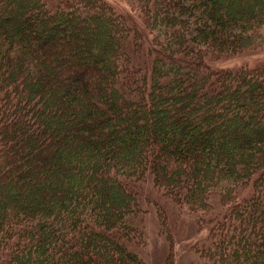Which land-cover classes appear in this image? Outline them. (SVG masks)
Returning a JSON list of instances; mask_svg holds the SVG:
<instances>
[{
    "label": "trees",
    "instance_id": "trees-1",
    "mask_svg": "<svg viewBox=\"0 0 264 264\" xmlns=\"http://www.w3.org/2000/svg\"><path fill=\"white\" fill-rule=\"evenodd\" d=\"M128 2L145 31L105 0H0V264H148L146 182L162 225L206 229L203 264H264V63L206 60L264 49V0Z\"/></svg>",
    "mask_w": 264,
    "mask_h": 264
},
{
    "label": "rangeland",
    "instance_id": "rangeland-1",
    "mask_svg": "<svg viewBox=\"0 0 264 264\" xmlns=\"http://www.w3.org/2000/svg\"><path fill=\"white\" fill-rule=\"evenodd\" d=\"M117 11L125 14L131 22L144 29V24L138 14L132 9L128 0H105ZM206 60L212 69H235L241 66H257L264 63V49L247 51L240 55H209ZM140 192L147 205V212L143 223V242L137 247L138 254L148 264H168V257L174 264H203L204 260L193 248V244L201 240L206 234V229L201 232L196 230L197 223L193 215L178 210L170 205L165 208L167 214L166 224L162 225L156 209L161 203V193L150 183H141ZM162 199V198H161ZM164 201V200H163ZM161 203V204H158ZM146 207V206H145Z\"/></svg>",
    "mask_w": 264,
    "mask_h": 264
}]
</instances>
